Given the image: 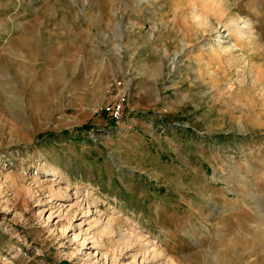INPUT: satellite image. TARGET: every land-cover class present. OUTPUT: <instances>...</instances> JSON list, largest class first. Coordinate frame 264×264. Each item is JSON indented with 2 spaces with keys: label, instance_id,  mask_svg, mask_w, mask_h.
<instances>
[{
  "label": "rangeland",
  "instance_id": "rangeland-1",
  "mask_svg": "<svg viewBox=\"0 0 264 264\" xmlns=\"http://www.w3.org/2000/svg\"><path fill=\"white\" fill-rule=\"evenodd\" d=\"M123 236L264 264V0H0V264H140Z\"/></svg>",
  "mask_w": 264,
  "mask_h": 264
},
{
  "label": "bare ground",
  "instance_id": "bare-ground-1",
  "mask_svg": "<svg viewBox=\"0 0 264 264\" xmlns=\"http://www.w3.org/2000/svg\"><path fill=\"white\" fill-rule=\"evenodd\" d=\"M87 212H90V210L88 209ZM97 223L100 224L101 223L100 220L97 219ZM101 232L113 235L112 234V233H114V224H113V222L108 220L105 223H101ZM128 237L127 236H123L121 239H124V241L126 242L125 243V247L127 249H131V248L134 249V252H136L135 256H138V255L141 256L142 260H141L140 264H145V263H148V264H167V260L166 259L164 261L162 260V259H164V258L161 257L162 250H160L161 251L160 253L158 252V249H156L157 251L154 250L155 247H152L153 249L151 250V249H149V246H152L151 243L148 242V245L146 246V244L145 245L141 244V242H139L138 238L133 240L134 238L132 239L131 237L130 238H128ZM153 246H155V245L153 244ZM122 255H123V253L122 254L120 253V256H122ZM161 261H162V263H161ZM172 264H176V263L174 261H172Z\"/></svg>",
  "mask_w": 264,
  "mask_h": 264
},
{
  "label": "built area",
  "instance_id": "built-area-1",
  "mask_svg": "<svg viewBox=\"0 0 264 264\" xmlns=\"http://www.w3.org/2000/svg\"><path fill=\"white\" fill-rule=\"evenodd\" d=\"M124 102L125 95L117 93L113 100L104 103L96 110V113L107 115L112 121L121 123L125 118Z\"/></svg>",
  "mask_w": 264,
  "mask_h": 264
},
{
  "label": "clouds",
  "instance_id": "clouds-1",
  "mask_svg": "<svg viewBox=\"0 0 264 264\" xmlns=\"http://www.w3.org/2000/svg\"><path fill=\"white\" fill-rule=\"evenodd\" d=\"M191 19H192V22L198 26L204 22V17H202L201 14L195 10H193L192 12Z\"/></svg>",
  "mask_w": 264,
  "mask_h": 264
}]
</instances>
